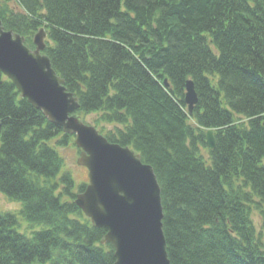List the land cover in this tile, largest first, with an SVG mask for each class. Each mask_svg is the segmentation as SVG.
Listing matches in <instances>:
<instances>
[{"label":"trees","instance_id":"obj_1","mask_svg":"<svg viewBox=\"0 0 264 264\" xmlns=\"http://www.w3.org/2000/svg\"><path fill=\"white\" fill-rule=\"evenodd\" d=\"M0 20L33 50L44 29L77 115L154 168L170 264H264V0H0ZM71 142L0 71V192L23 205L0 211V264H115Z\"/></svg>","mask_w":264,"mask_h":264},{"label":"water","instance_id":"obj_2","mask_svg":"<svg viewBox=\"0 0 264 264\" xmlns=\"http://www.w3.org/2000/svg\"><path fill=\"white\" fill-rule=\"evenodd\" d=\"M46 38L41 29L32 50L24 37L7 31L0 20V71L14 83L21 98L65 134L74 136L81 149L78 165L89 172V185L77 196L76 204L95 228L107 231L103 244L113 246L115 264H170L161 188L154 168L129 147L109 142L76 114L79 100L67 90L45 54ZM185 103L192 114L198 96L191 80L186 83ZM206 138L214 150L213 131Z\"/></svg>","mask_w":264,"mask_h":264},{"label":"rangeland","instance_id":"obj_3","mask_svg":"<svg viewBox=\"0 0 264 264\" xmlns=\"http://www.w3.org/2000/svg\"><path fill=\"white\" fill-rule=\"evenodd\" d=\"M97 119V115H90L85 117V121L89 125H95L94 122ZM114 128L113 125H107L105 126V129H103L102 126H98L99 131H103V134H107L108 131L112 130ZM61 153L65 158L66 166L64 167V170H68L71 172L76 185L80 186L82 184H89V178H88V170L85 167L78 165V159L80 158V152L74 145V142H71L68 147L61 148ZM205 157H208V150L203 151ZM22 203L18 201L11 200L8 196L0 192V211L2 212H12V213H19V211L22 209ZM253 219L255 222V225L257 226V229H260L261 226V219L257 212H254ZM21 226L18 228V230L21 233L30 234L32 231L31 225L25 221L24 219H21ZM41 227H36L35 229H40Z\"/></svg>","mask_w":264,"mask_h":264},{"label":"bare ground","instance_id":"obj_4","mask_svg":"<svg viewBox=\"0 0 264 264\" xmlns=\"http://www.w3.org/2000/svg\"><path fill=\"white\" fill-rule=\"evenodd\" d=\"M161 200H162V198H161ZM163 206V205H162Z\"/></svg>","mask_w":264,"mask_h":264}]
</instances>
